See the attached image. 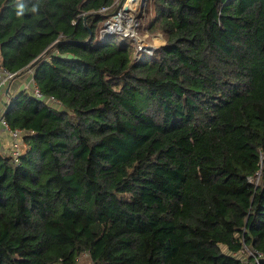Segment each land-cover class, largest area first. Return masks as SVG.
Returning a JSON list of instances; mask_svg holds the SVG:
<instances>
[{
  "label": "trees",
  "instance_id": "trees-1",
  "mask_svg": "<svg viewBox=\"0 0 264 264\" xmlns=\"http://www.w3.org/2000/svg\"><path fill=\"white\" fill-rule=\"evenodd\" d=\"M116 1L0 0V65L61 105L2 114L0 264H264V0H155L141 60Z\"/></svg>",
  "mask_w": 264,
  "mask_h": 264
},
{
  "label": "rangeland",
  "instance_id": "rangeland-1",
  "mask_svg": "<svg viewBox=\"0 0 264 264\" xmlns=\"http://www.w3.org/2000/svg\"><path fill=\"white\" fill-rule=\"evenodd\" d=\"M128 0H121V3L123 6L127 3ZM155 0H147L146 1V7L144 9H137V11H131V16L135 17L137 19L136 26L133 25V23H128L127 20H122V25L120 29L112 28L111 30L105 31V33H102L105 30V23L109 20V18L102 24L103 27L100 30L101 37H106L107 34L112 33V35H120L121 33L130 31L132 33L127 38L131 39L133 42L132 45V51H133V57L136 60H141L144 56H148V54H152L154 49H157L161 47L162 45L166 44V38L163 34L157 33L152 34L150 32V22H151V14H153V2ZM130 12V11H129ZM128 12V13H129ZM104 34V35H103ZM134 35V36H132ZM33 75L32 70L25 71L21 76H18L11 84L10 86L4 88L0 92V100L2 101L6 100L4 98V94L7 91L8 88L12 87V85H15L18 80H22L23 85L29 86L31 84V77ZM11 98H9L10 100ZM2 127L0 125V152L10 155L11 152V139L9 138V135L5 131H1ZM25 151V146L23 149V152ZM88 256L84 255V258L81 261V264H91L88 260Z\"/></svg>",
  "mask_w": 264,
  "mask_h": 264
},
{
  "label": "built area",
  "instance_id": "built-area-1",
  "mask_svg": "<svg viewBox=\"0 0 264 264\" xmlns=\"http://www.w3.org/2000/svg\"><path fill=\"white\" fill-rule=\"evenodd\" d=\"M146 1L147 0H141L139 9H144L146 7ZM127 4V3H126ZM126 4L125 6L122 5L121 0H118L112 7L103 8L101 10V13H107L111 10H114V13L110 16L109 20L107 21L108 25L105 27V30L102 33H105V31L111 30V24H120L122 25V20H127L128 23H133L134 26L137 24V19L133 16H131L130 13L126 11ZM120 29V28H118ZM112 33L107 34L109 36ZM120 34L124 37L130 36L132 33L130 31L124 32ZM104 35V34H103ZM106 36V37H107ZM134 36V35H132ZM103 37V36H102ZM18 76L15 73L9 72L7 69H5L2 65H0V92L10 86V84L17 78ZM26 90L29 91L30 94H32L33 97L43 99V94L37 87V85L33 81L32 86H27ZM44 101L50 102L51 104H54L55 106L60 107V102L56 100L54 97H46L44 98ZM0 125L2 127L1 131H5L9 138L11 139V152L10 155L12 158L18 162L21 156V153L23 152L22 146L24 145L23 138L24 133L21 130H11L7 124V122L1 117L0 119ZM249 255L251 256L252 253L249 252Z\"/></svg>",
  "mask_w": 264,
  "mask_h": 264
},
{
  "label": "crops",
  "instance_id": "crops-1",
  "mask_svg": "<svg viewBox=\"0 0 264 264\" xmlns=\"http://www.w3.org/2000/svg\"><path fill=\"white\" fill-rule=\"evenodd\" d=\"M117 1H118V0H117ZM117 1H116V2H117ZM113 13H114V12H113ZM111 15H112V14H111ZM111 15H110V16H111ZM33 81H34V79H33V75H32L30 86L33 85ZM23 83H24V81H23ZM23 83H22V80H18L17 83H15V85H12V87H10V88L7 89V90H9V92H8V91L5 92V94H4V98H5L6 100H4V101H2V99L0 100V119H1V117H2L3 112H5L6 105L10 102L9 98H13V97H15L19 92H21V91L23 92L24 90H26V87H27V86L23 85ZM26 91L29 92L28 90H26Z\"/></svg>",
  "mask_w": 264,
  "mask_h": 264
},
{
  "label": "bare ground",
  "instance_id": "bare-ground-1",
  "mask_svg": "<svg viewBox=\"0 0 264 264\" xmlns=\"http://www.w3.org/2000/svg\"><path fill=\"white\" fill-rule=\"evenodd\" d=\"M140 2H141V0H128L127 1V4H126V11L127 12H129V13H131V11H137V9H139V6H140ZM121 24V23H120ZM120 24H117V25H115V24H111L110 26V28L112 29V28H116V29H118V28H120L121 27V25Z\"/></svg>",
  "mask_w": 264,
  "mask_h": 264
},
{
  "label": "water",
  "instance_id": "water-1",
  "mask_svg": "<svg viewBox=\"0 0 264 264\" xmlns=\"http://www.w3.org/2000/svg\"><path fill=\"white\" fill-rule=\"evenodd\" d=\"M107 25H108V23L106 22L105 23V27H107ZM165 45V44H164ZM155 50V49H154ZM42 58V56H40V58H38V60H36V62H34L31 66H29L27 69L28 70H32V68L36 65V63L40 60ZM27 69L26 70H24L19 76H21L25 71H27ZM8 92H9V90H7ZM11 108V104H9V106L7 107V110H6V112H8L9 111V109Z\"/></svg>",
  "mask_w": 264,
  "mask_h": 264
}]
</instances>
